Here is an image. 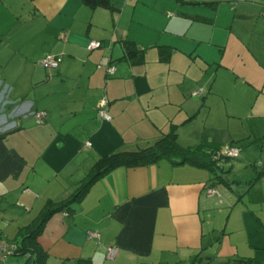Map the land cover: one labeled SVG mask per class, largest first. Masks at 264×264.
<instances>
[{
  "label": "crops",
  "instance_id": "0c3cea01",
  "mask_svg": "<svg viewBox=\"0 0 264 264\" xmlns=\"http://www.w3.org/2000/svg\"><path fill=\"white\" fill-rule=\"evenodd\" d=\"M110 2L0 0L2 239L19 243L101 157L145 149L176 127L182 147L240 148L236 164L220 163L225 188L207 170L166 160L116 168L45 222V264H201L217 232L212 209L225 220L227 259L264 264V0ZM125 42L142 63L125 57ZM160 47L171 50L167 62ZM47 57L55 70L41 65ZM103 98L109 121L98 115ZM35 112H46L44 123Z\"/></svg>",
  "mask_w": 264,
  "mask_h": 264
},
{
  "label": "trees",
  "instance_id": "16d2710c",
  "mask_svg": "<svg viewBox=\"0 0 264 264\" xmlns=\"http://www.w3.org/2000/svg\"><path fill=\"white\" fill-rule=\"evenodd\" d=\"M83 2L91 8L102 7L113 9L110 0H83ZM124 45L126 51L125 57L133 63H142L143 57L140 54L141 52L136 50L134 44L132 42H125ZM170 51L168 47H160L158 51L160 60L167 62L170 57ZM177 139L178 133L175 127L171 132L164 134L152 146L145 149L136 151H115L98 159L94 163L89 174L84 178L80 186L69 199L60 202H48L42 215L34 220L25 230H22L19 243H14L15 250L12 256L26 255L29 260L27 264H45L47 254L40 248L37 242L38 237L43 231L45 222L56 212L71 211L72 205L80 202L95 182L116 168H135L156 164L162 160H166L175 166L187 164L198 169L209 171L212 176H214L211 179V186L225 184V181L220 180L221 176H219V173L223 171L220 163L235 160L239 158L240 154L238 157H228L223 153L224 149L226 147L239 148L238 146L212 147L207 144H199L192 147H182L179 145ZM215 180H217V182H215ZM87 263L88 262L85 264ZM234 264L251 263L249 260L241 259L235 260Z\"/></svg>",
  "mask_w": 264,
  "mask_h": 264
},
{
  "label": "built area",
  "instance_id": "2783aa9c",
  "mask_svg": "<svg viewBox=\"0 0 264 264\" xmlns=\"http://www.w3.org/2000/svg\"><path fill=\"white\" fill-rule=\"evenodd\" d=\"M262 19L264 22V12L262 14ZM101 43L97 41H92L89 43V48L90 49H97L100 48ZM59 61L53 57H47L41 62V65L48 71H53L58 67ZM115 73V67L110 66L107 68V74L108 76H112ZM198 92L197 94H199ZM38 124L44 123L47 114L46 112H35L32 114ZM98 115L102 120L109 121L110 120V115L108 113V103L106 99H102L101 102L99 103L98 106ZM240 149L239 148H233V147H226L224 149V154L228 157H238L240 154ZM207 195L208 196H214L218 195L217 191L214 188H208L207 189ZM90 238H96V234L94 233H89ZM15 250V245L13 243L7 242L2 239L1 233H0V262H4L7 258L12 256ZM108 256H110L113 253V249L111 247L107 248ZM194 264H199V263H194Z\"/></svg>",
  "mask_w": 264,
  "mask_h": 264
},
{
  "label": "rangeland",
  "instance_id": "374dc122",
  "mask_svg": "<svg viewBox=\"0 0 264 264\" xmlns=\"http://www.w3.org/2000/svg\"><path fill=\"white\" fill-rule=\"evenodd\" d=\"M230 164H236V159L235 160H230ZM222 188H225L223 184H221ZM220 210H226V208L220 209ZM218 210L212 209L209 213V221L213 223L215 221L216 217V229L217 232L215 235L211 236V246L209 250L207 251V254L209 257H205L201 255V264H234L233 260L227 259L228 254H229V247H226V240L227 239H221V232H222V227H224V218H222L221 215H218ZM224 238V237H223Z\"/></svg>",
  "mask_w": 264,
  "mask_h": 264
}]
</instances>
